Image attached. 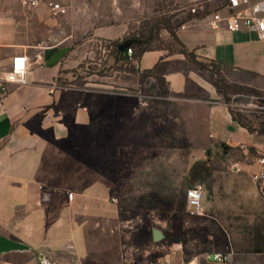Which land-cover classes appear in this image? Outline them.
Listing matches in <instances>:
<instances>
[{"label":"crops","instance_id":"1","mask_svg":"<svg viewBox=\"0 0 264 264\" xmlns=\"http://www.w3.org/2000/svg\"><path fill=\"white\" fill-rule=\"evenodd\" d=\"M56 1L70 10L69 0ZM66 15H53L48 3L28 9L21 0H0V77L14 56L28 62L27 83L8 85L0 99V264H36L41 256L63 264H125L118 256L132 237L125 238V230L152 242L155 261L224 264L211 256L232 252V264H264V198L252 179L258 163L212 172L200 157L183 162L163 146L132 143L131 108L143 111L144 100L108 85L70 88L63 71L77 66V49L69 46V54L49 65L77 37V29L67 33ZM177 35L236 84L264 78V42L255 32L214 27L210 18L184 25ZM94 36L112 39L113 32L101 28ZM164 54L146 52L139 67L152 70ZM169 81L175 91L188 82L179 73ZM201 102L207 105L209 144L264 152V135L235 122L222 103ZM196 185L203 189L201 215L190 214L185 203ZM173 194L184 200L180 220L172 209L162 215ZM147 197L154 201L148 221L141 218ZM65 235L61 250H52ZM71 246L74 260L66 253ZM143 253L147 257L151 250Z\"/></svg>","mask_w":264,"mask_h":264},{"label":"rangeland","instance_id":"2","mask_svg":"<svg viewBox=\"0 0 264 264\" xmlns=\"http://www.w3.org/2000/svg\"><path fill=\"white\" fill-rule=\"evenodd\" d=\"M69 1L70 10L65 16L66 31L73 33L77 29V37L67 40L66 45L67 48L77 49V66L63 71L62 79L66 85L77 90L108 85L112 86L109 87L111 89H124V93L134 96L131 99L139 96L144 100L142 104L146 106L143 111H135V115L131 108L130 141L134 144L163 146L168 154H176L183 162L189 156L194 159L200 157L212 172L236 171L242 165L256 166L264 153L259 152L257 147L209 144L206 141L207 105L201 101L222 103L230 113L234 112L249 125L251 134L263 136L264 78H255L254 84L249 86L230 81L227 78L229 72L218 65L205 62L196 54L195 62L188 59L181 53L182 46L163 27L167 21L177 33L184 25L197 20H210L212 14L225 12L229 0ZM260 1L264 0H251L252 3ZM101 28L113 32V38L95 37L96 30ZM140 36L148 41L144 47L165 53L161 62L149 71H142L138 60H127L116 54L113 47L114 42L121 45L128 39H131L130 45L137 43ZM177 73L188 80L183 91H175L171 87L169 79L176 77ZM191 78L197 79L203 88ZM213 93L217 98L215 100L210 98ZM178 176L180 184L181 171ZM175 195H172L168 207L163 206L162 215L167 217L166 210L172 209L178 213L177 220H180L184 200L176 199ZM143 201L144 214L141 218L153 220V199L147 197ZM138 232L125 230V238L127 233L132 236L127 240L128 246L119 251V259L125 264L155 261L152 242H146L142 236L134 237ZM65 240H68L66 235L63 240L56 241L51 249L60 251ZM71 247L66 253L74 260L77 254L73 252L75 248ZM146 249L151 250L147 257L143 253Z\"/></svg>","mask_w":264,"mask_h":264},{"label":"built area","instance_id":"3","mask_svg":"<svg viewBox=\"0 0 264 264\" xmlns=\"http://www.w3.org/2000/svg\"><path fill=\"white\" fill-rule=\"evenodd\" d=\"M28 9H34L42 3H48L52 14L64 16L69 12V6L56 0H21ZM211 23L214 27L220 24L231 31H238L246 28L255 32L259 39L264 42V1L252 3L251 0H229L225 12L212 14ZM127 55L132 58L133 49L127 48ZM28 62L24 55H16L12 58L10 70L5 76L0 77V99L7 92L8 85H24L27 83ZM252 179L256 183L260 195L264 198V153L258 159V170L252 174ZM188 211L192 215L203 214L202 200L203 189L196 185L187 190L186 194ZM211 258L219 263L232 264L233 253H215ZM36 264H63L58 260L41 256ZM148 264H173L171 261H154Z\"/></svg>","mask_w":264,"mask_h":264},{"label":"trees","instance_id":"4","mask_svg":"<svg viewBox=\"0 0 264 264\" xmlns=\"http://www.w3.org/2000/svg\"><path fill=\"white\" fill-rule=\"evenodd\" d=\"M163 27L165 29H167L171 36L173 37V39L175 41H177L181 46H182V50L181 53L184 54L188 59H190L191 61L195 62V53L192 51H189L186 46L181 42V40L179 39L176 30L174 27H172L167 21L163 23ZM136 39V38H135ZM128 42H131V39L127 40ZM146 42L148 43V41H146L145 39H143L141 36L137 38V43H132L128 48H132L133 49V55L132 58L133 59H140L141 56H143V54H145L148 51H152V49L148 48V47H144V44H146ZM119 45L120 43L118 42H114L113 43V47L115 48V52L116 54L122 56L124 59H129V56L127 55V49L120 51L119 50ZM232 118L235 122H237L239 125H241L242 127H245L247 129H249V125L246 124L245 122H243V120L241 118H239L234 112H231Z\"/></svg>","mask_w":264,"mask_h":264},{"label":"water","instance_id":"5","mask_svg":"<svg viewBox=\"0 0 264 264\" xmlns=\"http://www.w3.org/2000/svg\"><path fill=\"white\" fill-rule=\"evenodd\" d=\"M129 46H130V42L126 41V42L122 43L121 45H119V50L123 51V50L127 49ZM68 51H69L68 48L61 49L59 52H57L52 57V59L49 62V65H53V64L57 63L58 61H60L63 58V56L65 54H67Z\"/></svg>","mask_w":264,"mask_h":264}]
</instances>
